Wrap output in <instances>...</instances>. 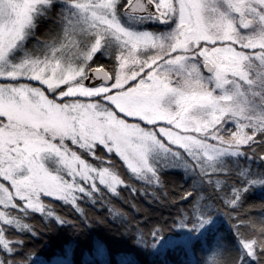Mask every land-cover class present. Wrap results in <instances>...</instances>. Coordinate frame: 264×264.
I'll list each match as a JSON object with an SVG mask.
<instances>
[{"label":"snow or ice","instance_id":"snow-or-ice-1","mask_svg":"<svg viewBox=\"0 0 264 264\" xmlns=\"http://www.w3.org/2000/svg\"><path fill=\"white\" fill-rule=\"evenodd\" d=\"M53 3L0 0V205L9 210L0 211L3 225L37 236L20 217L41 213L53 228L78 230L88 217L74 193H98L97 180L116 193L119 177L107 167H92L73 147L94 156L100 146L132 173H151L156 181L148 157L157 149L169 151L170 145L183 148L201 173V157L212 165L223 154L235 155L241 145L264 149V0H147L144 5L129 0L133 11L154 4L150 17L174 20L175 27L162 36L122 27L116 0H65L69 21L75 17L80 25L72 56L63 54L54 36L45 42L43 58L34 53L10 62L9 54L31 34L41 9ZM90 20L93 28L96 21L107 27L90 35L83 27ZM109 35L119 54L110 67L93 69L89 61ZM129 117L136 122L129 123ZM226 121L235 124L227 137L221 134ZM209 137L217 143H209ZM246 190L235 187L234 198L225 203L238 206ZM42 196L71 203L83 219L55 215ZM206 223L201 219L193 227ZM232 228L239 253L213 258L211 264H249V258L264 264V219L237 215ZM160 231L153 229L152 237ZM30 256L23 240L8 238L0 226V264H36Z\"/></svg>","mask_w":264,"mask_h":264},{"label":"trees","instance_id":"trees-1","mask_svg":"<svg viewBox=\"0 0 264 264\" xmlns=\"http://www.w3.org/2000/svg\"><path fill=\"white\" fill-rule=\"evenodd\" d=\"M63 11L62 4L54 1L36 17L28 37L48 40L63 18ZM121 22L124 27L133 28L124 21L123 15ZM136 28L156 32L161 27L146 24ZM113 62L114 58L105 60L102 52H98L90 64L92 68H105ZM262 150L256 144L246 145L236 156L219 158L215 168L204 173L186 168L177 160L172 167L156 168L159 179L148 182L131 176L115 155L97 146L96 159L83 158L96 168L101 162V166L119 177L122 185L116 188V193L100 185H97L98 193L92 192L87 197L74 193L77 206L88 217L87 224L78 230L58 224L53 228L44 214L31 213L20 217L21 222L36 230L37 236L27 230L18 231L14 226H1L8 238L23 240V246L28 248L36 264H211L213 258L239 253L240 245L232 228L237 215H246L249 221L264 219ZM180 155L190 160L181 152ZM239 186L247 189L239 205L226 204L227 199L234 198L233 191ZM101 192L103 196L99 195ZM41 200L55 215L73 221L83 219L71 203ZM18 211L12 210L10 214L16 216ZM229 215L233 220H229ZM201 219H207L208 223L193 227ZM153 229L161 230L158 237H152ZM82 231L86 233L80 236ZM142 237L145 243H141ZM249 264L256 261L249 258Z\"/></svg>","mask_w":264,"mask_h":264},{"label":"rangeland","instance_id":"rangeland-1","mask_svg":"<svg viewBox=\"0 0 264 264\" xmlns=\"http://www.w3.org/2000/svg\"><path fill=\"white\" fill-rule=\"evenodd\" d=\"M54 1H55V3L62 4V6L64 8V11H63L64 16L61 20H59V22L57 23L58 25L53 29L52 35L49 36L48 40H44L41 37H37V38H35V40H32L33 38L31 39L30 37H28L29 35H27L25 37V39L22 41V43L20 44L21 46L20 47L18 46L17 48L13 49L12 52L9 54V61L10 62L17 63L21 59H23L26 54H34V53L36 55L41 56V58H43V51H44L43 46H44L45 42H51L54 36H59L60 43L57 45V47L63 46V54L65 56L71 57L72 54L76 51V44L78 43V35L80 32V25L76 21L75 17H73L72 20L69 21V19H68L69 14L66 10V8H68V5L64 4L65 2H62V1L57 2V0H53V2ZM79 2L89 3L90 0H79ZM95 2L96 3H104V2H108V0H95ZM121 2H123V4H122V7H120V9H119L118 6H119V4H121ZM128 2H129V0H116V4L114 6L115 14H116L118 22L121 24V26L124 27L122 25V22H121V15H123V19L126 23H128L130 26H133V28L124 27L126 30L133 31L136 33L148 32V33H151L153 35L162 36V35H165V34L171 32L172 29L175 27L174 20H168L166 22H161L160 20H158L154 17H150V16L131 17V16L125 15L123 13V8L126 6V4ZM207 2L213 3V2H215V0H207ZM118 9L120 10L121 15H120ZM45 10H47V7H45L44 9H41V12L39 15H41L43 13V11H45ZM88 15L91 18L90 12L88 13ZM107 18L110 19V16ZM146 24L157 25V26H160L161 28L158 29L156 32H152V31H148V30H138L136 28V26H143ZM96 25H97V27L93 28L91 20H90L89 24H85V25H83V27L85 29H91V31L89 33L90 35H94L96 31H99V30L107 27L106 24H102L100 21H96ZM105 41H110V43H105ZM237 47H239V46L237 45ZM98 52H102V57L105 60L109 59L110 57L114 58V55L119 54L118 50L116 48V42H115L114 37H112L110 35L104 37V40H102L101 49L98 50L96 53H98ZM50 54H51V52L49 50V55ZM94 55H93V57H94ZM90 62L91 61H89V64H90ZM25 82H27V81H25ZM31 84H32V86H35V87L46 88V86H41L36 81H32ZM81 99H84V98H81ZM127 119H128L129 123L136 122L135 118L129 117ZM140 123L143 125V122H140ZM225 123H226V127L223 129L221 134H223L227 137L229 132L235 130V124L232 122H229V121H226ZM246 131H248L249 134H251V129H246ZM193 135H196V134H193ZM161 139H162V142L165 143L166 147H168V142H167L166 138H161ZM208 142L213 143V144L217 143V141L212 140L210 137L208 139ZM245 146L246 145H241L239 151H237L235 155H233L232 153H227V154L221 155L219 158L221 159V158L226 157V156H236L239 153H241V148H243ZM170 147H171L170 150L167 152L160 151L157 149L149 155L148 163H149V166L153 168L154 172H156V168H158V167H164V168L172 167V165L177 164L176 163L177 160L181 161V164L185 165L186 168L190 167L194 171L201 172L199 167L196 168V166H195L196 162L192 159V157H190L188 155V153L183 148H180L179 145H170ZM73 150L77 151V154L80 155L82 159H84L83 156H89L92 159L97 158L96 156L89 155L86 150H81V149H78L75 147H73ZM105 152H106V150H105ZM180 152L183 153L185 158H188L190 160L189 161L185 160L183 158V156L180 155ZM112 154L115 155V153H112ZM117 158L120 160L119 157H117ZM95 161H98V159ZM120 161L123 163L122 160H120ZM190 161H191V164L189 165ZM199 163H200L201 167L205 168V172H207V171L210 172L215 168V164L210 165L202 157H201ZM99 164H100V166L97 169L104 167V166H101V162H99ZM123 165L131 176H134L135 178H137L141 181L155 182V180H153L151 173H146L141 177V176H139V174L132 173L131 170L127 168V165H125L124 163H123ZM58 167H59L58 165H51L50 170L55 173L58 171ZM94 168H96V167H94ZM110 172H112V171H110ZM68 179H70V178H68ZM5 183H6V186L10 187V185L7 184V182H5ZM81 184H82V186H84L83 182H81ZM96 184L100 185L99 180L96 181ZM120 185H122V183L117 184L115 187L117 188ZM100 186L107 188L106 185H100ZM41 198H48L51 200L56 199L54 197H44V196H42ZM2 209H5V208L3 207V205H0V211H2ZM1 224H3L2 221H0V226H1Z\"/></svg>","mask_w":264,"mask_h":264},{"label":"water","instance_id":"water-1","mask_svg":"<svg viewBox=\"0 0 264 264\" xmlns=\"http://www.w3.org/2000/svg\"><path fill=\"white\" fill-rule=\"evenodd\" d=\"M131 3L132 4H142V5H144V4L147 3V0H131ZM152 10L155 11V6L154 5H152V7L150 5H145V10L143 12H141L139 9H137L136 11H133L132 7H130L129 3H128L124 7L123 12L126 15H132V16H150L149 13ZM93 69H103V68H93ZM204 74H206V71H205ZM89 83H91V82H89ZM187 199H188V197L185 198V200H187Z\"/></svg>","mask_w":264,"mask_h":264},{"label":"flooded vegetation","instance_id":"flooded-vegetation-1","mask_svg":"<svg viewBox=\"0 0 264 264\" xmlns=\"http://www.w3.org/2000/svg\"><path fill=\"white\" fill-rule=\"evenodd\" d=\"M128 3H129V2H128ZM128 3H127V4H128ZM127 4H126V5H127ZM123 9H124V8H123ZM123 13H124V12H123ZM125 15H126V14H125ZM128 16H132V15H128ZM132 17H144V16H132Z\"/></svg>","mask_w":264,"mask_h":264}]
</instances>
